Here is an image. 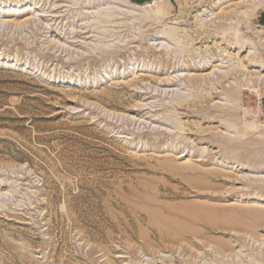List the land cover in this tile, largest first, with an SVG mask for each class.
<instances>
[{
	"label": "rangeland",
	"instance_id": "obj_1",
	"mask_svg": "<svg viewBox=\"0 0 264 264\" xmlns=\"http://www.w3.org/2000/svg\"><path fill=\"white\" fill-rule=\"evenodd\" d=\"M167 2L0 0V264H264V5Z\"/></svg>",
	"mask_w": 264,
	"mask_h": 264
},
{
	"label": "bare ground",
	"instance_id": "obj_2",
	"mask_svg": "<svg viewBox=\"0 0 264 264\" xmlns=\"http://www.w3.org/2000/svg\"><path fill=\"white\" fill-rule=\"evenodd\" d=\"M126 1V0H125ZM252 3V2H251ZM146 4V3H145ZM144 4V5H145ZM130 5H132V6H136L137 4H135V5H133L132 3L130 4ZM253 5H254V7L255 6H257V8H261V5H264V0H253ZM152 6V10H147L145 13L146 14H152V12L154 11V14L152 15V16H154V17H156V18H160V19H162V20H164V19H166V18H168L169 17V15H170V13H171V11H170V8H169V5H168V2H167V0H155L154 2H152V4H150V5H147L146 4V6H142V8H148V7H151ZM138 7V6H137ZM138 8H141V7H138ZM204 11V10H203ZM253 11V10H252ZM171 16V15H170ZM182 16V15H181ZM146 18V17H145ZM149 18V17H148ZM180 19V18H179ZM184 20V19H183ZM171 21V20H170ZM181 21V20H180ZM182 22V21H181ZM201 22V23H200ZM199 23L201 24V26L202 27H204V26H207V23H208V20H204L203 22L202 21H200ZM179 24H180V22H179ZM206 28V27H205ZM204 28V29H205ZM163 32V31H162ZM199 34V33H198ZM206 36V35H205ZM205 65H206V63H205ZM218 77H220V76H218ZM213 93V92H212ZM180 105H182V104H180ZM179 105V106H180ZM140 112V111H139ZM239 179H241V181L243 180V178H241V177H238ZM246 178H247V176H246ZM258 181H259V179H258ZM258 181H256V182H258ZM260 183V182H259ZM258 183V184H259ZM257 184V185H258ZM256 185V188L255 189H262L261 188V186H262V184H261V186H257ZM262 190H264V189H262ZM261 190V191H262ZM263 193V192H262ZM263 200V199H262ZM250 213H251V217H250V219L253 221V223H254V225H259L260 227H261V231L263 232V233H261V234H258V236L259 237H261L260 239V241H261V243H264V209L263 208H254V209H252V210H250ZM248 214V213H247ZM142 236V235H141ZM148 244V243H147ZM150 244V243H149ZM225 244V243H224ZM225 246V245H224ZM227 246V245H226ZM226 246H225V248H226ZM150 248V247H149Z\"/></svg>",
	"mask_w": 264,
	"mask_h": 264
},
{
	"label": "water",
	"instance_id": "obj_3",
	"mask_svg": "<svg viewBox=\"0 0 264 264\" xmlns=\"http://www.w3.org/2000/svg\"><path fill=\"white\" fill-rule=\"evenodd\" d=\"M131 3H135V4H138V5H143L147 2H152L153 0H129Z\"/></svg>",
	"mask_w": 264,
	"mask_h": 264
},
{
	"label": "crops",
	"instance_id": "obj_4",
	"mask_svg": "<svg viewBox=\"0 0 264 264\" xmlns=\"http://www.w3.org/2000/svg\"><path fill=\"white\" fill-rule=\"evenodd\" d=\"M263 15H264V13L261 14V21H262V23L264 24V21H263Z\"/></svg>",
	"mask_w": 264,
	"mask_h": 264
}]
</instances>
